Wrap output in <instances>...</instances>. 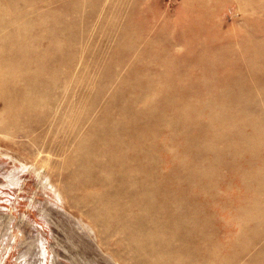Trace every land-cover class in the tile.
I'll return each mask as SVG.
<instances>
[{"label": "rangeland", "instance_id": "1", "mask_svg": "<svg viewBox=\"0 0 264 264\" xmlns=\"http://www.w3.org/2000/svg\"><path fill=\"white\" fill-rule=\"evenodd\" d=\"M1 232L0 264H264V0H0Z\"/></svg>", "mask_w": 264, "mask_h": 264}, {"label": "bare ground", "instance_id": "2", "mask_svg": "<svg viewBox=\"0 0 264 264\" xmlns=\"http://www.w3.org/2000/svg\"><path fill=\"white\" fill-rule=\"evenodd\" d=\"M5 218H6V216H5ZM3 219H4V218H3ZM3 219H2V220H3ZM6 221H7V219H6ZM2 232H3V231H2ZM2 232H1L0 234H2ZM11 238H12V237H11ZM3 240H4V239H3ZM7 249H8V248H7ZM0 253H1V252H0ZM1 255H2V254H1Z\"/></svg>", "mask_w": 264, "mask_h": 264}]
</instances>
